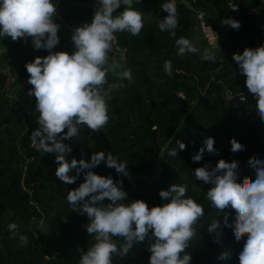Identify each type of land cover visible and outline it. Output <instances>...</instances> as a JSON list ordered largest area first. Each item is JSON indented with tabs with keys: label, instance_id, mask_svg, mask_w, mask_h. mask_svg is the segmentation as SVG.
<instances>
[{
	"label": "trees",
	"instance_id": "trees-1",
	"mask_svg": "<svg viewBox=\"0 0 264 264\" xmlns=\"http://www.w3.org/2000/svg\"><path fill=\"white\" fill-rule=\"evenodd\" d=\"M71 5L63 12L62 19L55 17L60 25V43L52 51H75L70 33L85 22L91 23L97 0H67ZM194 7L207 8L210 4L219 15L229 11V0H185ZM240 6L236 20L241 27L230 26L221 48H212L215 62L203 60L198 53L177 55L175 39L190 38L192 26L191 11L184 2H176L178 26L176 37L167 31L161 32L158 23L167 13L162 4L167 0H139L133 7L143 13L144 27L138 36L128 32L116 33L115 47L124 50V60L109 69L105 87L122 83L119 90H113L108 100L109 122L97 133L81 125L77 136L68 143L73 151L69 159H91L95 151L111 152L120 162L126 163L129 176L118 174L114 168L101 163L93 169L97 174L111 176L114 181L123 180L128 195L125 203L144 200L149 208L163 205L159 193L173 184L187 187V195L204 207V216L194 226L196 235L186 249L192 256L191 264H239V254L247 236L235 241L234 232L222 227L220 242L215 233L207 231L214 219L223 225L224 214L234 222L235 213L225 209L220 216L206 199L211 184L196 180L193 170L209 165L214 168L220 159L238 161L239 182H252L255 171L249 164L257 157L264 160V122L258 117L254 94L246 87V76L241 74L233 59L245 48L256 49L264 45V30L257 25V18L251 13L257 0H233ZM124 5L114 15L124 10ZM217 28L224 35V29ZM29 46L24 55L22 69L29 73L27 62L37 56H47L48 50L35 49L32 38H19ZM9 43L11 37L0 40ZM172 62V75L164 71V62ZM131 69L133 80H119L118 73ZM6 72L0 70V264H79L81 252H86L94 242L85 225L87 215L74 212L66 202L67 192L77 188L84 181V175L74 184L67 185L55 177L57 164L55 154L43 153L32 147V131L38 124L26 119V108L16 106L6 95L8 84ZM229 92L232 102L225 94ZM67 131V129L65 130ZM207 137L215 139L216 152L205 150L200 161L192 157L199 152ZM235 138L244 148L231 151L230 141ZM177 141L186 148L180 150ZM172 149L177 156L169 155ZM163 154L164 162L158 179L132 178L150 174L157 158ZM87 171V170H86ZM110 203L107 199L105 204ZM40 221L44 227L41 228ZM16 224L14 232L9 225ZM20 235L27 237L22 245ZM151 235V233L149 234ZM118 247L124 243L122 237L113 238ZM153 240L134 243L129 253L114 256L113 264H149V244ZM227 254L229 259L221 261L219 256Z\"/></svg>",
	"mask_w": 264,
	"mask_h": 264
},
{
	"label": "clouds",
	"instance_id": "clouds-1",
	"mask_svg": "<svg viewBox=\"0 0 264 264\" xmlns=\"http://www.w3.org/2000/svg\"><path fill=\"white\" fill-rule=\"evenodd\" d=\"M134 2L139 0H97L91 23L85 22L74 29L75 51L69 54L52 51L60 43V25L55 22L56 0H0V40L11 37L14 41L19 38L27 41L31 37L35 49L49 51L47 56H37L25 64L29 73L27 82L32 85L28 95L36 98L39 113L38 127L32 131L30 139L37 151L55 154V177L59 181L70 185L84 175V181L65 197L74 212L87 215L89 222L85 228L94 237L88 250L81 252L79 264H113L114 256H126L134 243L144 242L146 238L154 239L148 247L149 264H191L192 256L186 249L196 235L194 226L205 213L204 207L186 194V186L173 184L161 190L160 197L168 201L162 206L149 208L142 199L125 203L128 195L123 180L114 181L111 176L99 175L93 169L106 163L118 174L129 176L127 164L111 152L103 151L93 152L90 160L69 159L73 149L65 143L78 135L81 125L98 133L109 122L111 93L125 86L115 83L105 87L108 70L116 67L108 63L115 34L128 32L138 36L144 27L143 13L133 7ZM121 5L125 6L124 10L114 15ZM161 7L167 15L159 21L158 28L176 37L179 20L176 0H167ZM221 22L237 30L241 27L240 22L232 18ZM175 46L179 56L199 51L183 36L175 39ZM201 58L215 62L216 55L206 49ZM233 59L240 73L246 76V87L254 94L258 117L264 122V45L245 48L242 54H234ZM164 71L172 75L170 60L164 62ZM118 77L131 82L133 72L130 68L124 69ZM230 143L232 152L244 148L235 138ZM177 144L180 150L186 148L184 142L177 141ZM214 144L213 137L205 138L193 161H200L205 150L216 152ZM169 155L177 156V150H170ZM238 167V161L220 159L211 170L208 164L193 170L196 180L212 185L206 199L217 210V215L225 209L235 213L234 222L224 214L223 225L214 219L207 231L215 233L216 243L220 242L222 227L233 231L237 242L247 236L238 257L239 264H264V160L257 157L249 164L255 171L252 182H239ZM106 199L110 203L105 204ZM39 226L44 227L43 221ZM16 228V224L9 225L10 232ZM114 237H122L124 243L118 247ZM19 239L22 245L28 242L24 235ZM219 259L226 262L229 256L221 254Z\"/></svg>",
	"mask_w": 264,
	"mask_h": 264
},
{
	"label": "rangeland",
	"instance_id": "rangeland-1",
	"mask_svg": "<svg viewBox=\"0 0 264 264\" xmlns=\"http://www.w3.org/2000/svg\"><path fill=\"white\" fill-rule=\"evenodd\" d=\"M57 2V17L62 19L63 12L66 8H68L71 3L67 0H56ZM176 2H184L188 5L191 16H192V24L197 21L198 17L204 15L205 20L208 23H211L214 26H220L221 29L226 27L221 21L226 19V15H219L215 8H213L210 4L207 8L194 7L191 2L185 0H176ZM258 5L263 4L264 0H257ZM257 25L260 29L264 30V9H261L257 14ZM71 40L74 29L71 28ZM191 42L197 47L199 50L197 53L202 56L204 51L210 50L212 51L213 47L209 46L206 39L202 36L200 30L193 26V28L189 29ZM224 35H222L221 44L218 46L221 48L223 44L224 38L226 37V29L224 31ZM73 43V41H72ZM216 46V45H215ZM29 46H24L19 40L11 41L9 43H4L0 41V70L6 72L11 79V84L8 88H6V95L14 100L16 106L26 108V116L25 118L30 120L31 122H36L39 113L36 112V98L34 96H29L28 91L32 88V86H26V74L22 69V65L25 62L24 55L26 50L29 49ZM216 49V48H214ZM124 60V50L117 49L114 51H110L108 54V63L111 64H119ZM229 102H232L229 92L225 94ZM164 158L161 153L156 161L154 168L152 169L150 174H142L139 177L132 178V184L137 179L144 178L147 180L158 179L160 176V172L163 166Z\"/></svg>",
	"mask_w": 264,
	"mask_h": 264
},
{
	"label": "built area",
	"instance_id": "built-area-1",
	"mask_svg": "<svg viewBox=\"0 0 264 264\" xmlns=\"http://www.w3.org/2000/svg\"><path fill=\"white\" fill-rule=\"evenodd\" d=\"M228 5H229V11L226 15V19L232 18L236 20V17L238 16V12L240 11V6L234 3L233 0H229ZM235 6H237V8L233 10L232 8ZM261 9H264V5L257 4L254 8H252L251 13L256 16V14ZM193 26L200 30L202 36L206 39L209 46H212L214 48L215 45L216 47H218L221 44V41H222L221 31L216 26L212 25L211 23H208L205 20L204 15L199 16L197 21L194 22V24H192L191 28H193ZM225 29H226V32H228L230 29V25H226ZM114 50H116L115 42L113 44V48L111 51H114Z\"/></svg>",
	"mask_w": 264,
	"mask_h": 264
},
{
	"label": "water",
	"instance_id": "water-1",
	"mask_svg": "<svg viewBox=\"0 0 264 264\" xmlns=\"http://www.w3.org/2000/svg\"><path fill=\"white\" fill-rule=\"evenodd\" d=\"M10 80H11L10 77H8V84L7 85H9Z\"/></svg>",
	"mask_w": 264,
	"mask_h": 264
},
{
	"label": "crops",
	"instance_id": "crops-1",
	"mask_svg": "<svg viewBox=\"0 0 264 264\" xmlns=\"http://www.w3.org/2000/svg\"><path fill=\"white\" fill-rule=\"evenodd\" d=\"M73 29H75V28H73Z\"/></svg>",
	"mask_w": 264,
	"mask_h": 264
}]
</instances>
